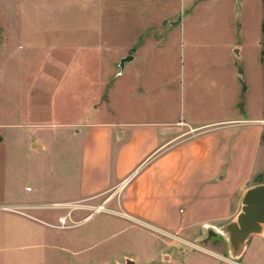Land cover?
Listing matches in <instances>:
<instances>
[{
    "label": "crops",
    "instance_id": "1",
    "mask_svg": "<svg viewBox=\"0 0 264 264\" xmlns=\"http://www.w3.org/2000/svg\"><path fill=\"white\" fill-rule=\"evenodd\" d=\"M13 2L14 42H19L17 40H21L22 36V42H28L32 29L36 34L53 33L61 42H110L113 31H118L124 37L130 28L143 30L144 24L170 20L178 22L179 19L180 36L185 40L186 29L190 25L192 28L207 27L221 12L235 19L234 8H216L219 0ZM229 2L232 6L233 1ZM19 21L24 22L25 28L16 34ZM29 22L35 27L29 29ZM9 25V33L4 40L7 42H3L0 56H7L11 62V23ZM192 38L197 40L198 35L194 33ZM188 43L192 51L189 61L191 68L187 70L185 55L182 56L181 51L185 47L183 44L181 47L176 45L178 54L167 58L168 69L174 74L167 87H164L165 83L161 86V79L154 76L160 62L154 60V56L145 60L143 69L136 68L137 84L145 80L148 88L145 90L143 84L142 91L136 93V119L97 121L100 115L97 111L95 121L74 128L73 138L80 139L79 158L68 159L65 153H60L59 156H63L57 162L60 173L56 168L50 169L51 173H57L53 176L56 184L42 182L37 184L35 190L26 187L24 191L17 182L16 164L7 144V130L17 125H11V113L8 111L11 105H2L8 110L0 113V208L6 207L10 211L0 209V264H32L35 255L40 252L52 261L50 264H94V255L80 258L87 250L81 249V245L90 237L95 238L100 234L112 237L118 233L128 236L126 242L135 239L137 243L138 240L139 248L133 253H123L121 258L115 260L104 258L98 264H124L126 259H132L135 264H264V235L252 236L236 263L229 259L228 243L212 231L198 243L213 236L218 240H210L200 248L190 247L191 242L204 237L205 225L221 228L232 222L241 212L246 192L264 185V181L258 177L264 172V112L255 114L243 108V113H240L237 106L240 95L237 66H231L229 61L225 70L223 63L218 66L208 56L196 57L194 53L199 51V43ZM136 60L137 57L133 56L130 62ZM260 60L259 87L264 97V64ZM130 62L126 63L124 72ZM3 75L5 77L0 70V84ZM187 82L188 88L190 84L192 103L201 102L198 94H202L206 110L211 114L196 120L191 115L194 104L189 116L185 108L184 113L182 111L181 116L174 120L158 117L156 112H152L157 110L155 104L177 97L183 83L182 94L185 96ZM155 89L162 92L151 101V93ZM230 92L236 95V113L232 116L223 115L224 110L228 109L225 97ZM149 100L152 107H146ZM1 101L0 106L4 103ZM212 110L217 115H213ZM26 123L22 126L39 129L48 126L42 122ZM176 127L179 129L175 133ZM26 132L30 135L25 148L28 155L43 151L49 153L41 137ZM188 132L193 136L180 139L181 134ZM32 192V195L27 194ZM105 194L110 195L102 205L106 209L114 204L107 210L114 221L103 226L100 234L95 231L63 234L61 231L76 228L59 229L56 225L64 215L51 216L43 212L41 205L50 198H70L71 201L52 204L71 205L96 200ZM11 208L41 214L57 221V224L25 212L31 217L26 216V219L21 217L25 215L11 214ZM87 217L83 222L90 219ZM42 224L59 231L47 230Z\"/></svg>",
    "mask_w": 264,
    "mask_h": 264
},
{
    "label": "rangeland",
    "instance_id": "2",
    "mask_svg": "<svg viewBox=\"0 0 264 264\" xmlns=\"http://www.w3.org/2000/svg\"><path fill=\"white\" fill-rule=\"evenodd\" d=\"M232 1L233 5L231 6L229 0H219L216 8H234V20L231 19V15L221 12L210 21L207 27L192 28V25L188 26L185 40L181 39L178 24L172 25L171 23L177 20H170L153 25L144 24L143 30L130 28L124 37L120 36L118 31H113L110 42H61L55 38L57 36H54L53 33L36 34L33 29L31 30L32 37L28 38V42H22L23 36L21 40H17L19 42H14V24L12 23L13 17H11L14 2L12 0L13 4H11V0H0V51L3 50V42H7L4 40L9 33L8 29L11 23V62L7 60V56L5 58L0 56V70L5 73L3 82L0 84V98L4 102L0 106V113L8 110L2 105L5 103L11 105V109L8 110L11 113V125L16 124L17 126L7 130V144L16 164L17 182L23 187V190L25 191L26 187L35 190L37 184L42 182L48 185L56 184L53 176L57 173H51L50 169L56 168L60 173L57 162L63 158V156H59L61 152L65 153L68 159L76 160L79 158L80 139L73 138L74 128H78L82 123L88 124L95 121L97 111L100 113L97 121L136 119L135 107L137 108L138 105L136 93L142 91L143 84L145 86V80L137 84L135 80L136 68L143 69L145 60L149 56H154V60L160 61L154 76L156 79H161L159 80L161 86L165 83L164 87H167L168 81L174 76L173 72L168 69L167 58L173 54H178L175 49L176 45L181 47L183 44L185 47L182 49L183 55H181L183 57L185 55L184 62L187 70L191 68L189 61L192 56L188 42L199 43V51L194 53L196 57L208 56L211 58L210 61L218 66L223 63L225 70L228 69L227 63L229 61L231 66H237L240 75L238 111L240 113H243L244 110L246 112L251 111L255 114L264 112V103H262L264 97L259 87L260 75L258 70L259 64H261L260 58L262 59L264 42L262 32L264 0ZM33 27H35L34 24L29 22L28 28ZM24 28V22L19 21L16 34L23 32ZM194 33L198 35L197 40L192 38ZM128 56H135L137 60L130 62L123 74L120 63L123 58ZM248 85L249 90L247 92ZM183 88L184 83L183 86L180 85L178 96L175 98L173 97L166 102L161 101L160 104L156 100L155 109L157 110L152 112H156L158 117L174 120L181 116L182 111L184 113L185 108H187L186 115L189 116L194 104L195 109L191 115L193 114L196 120H201L208 113L211 114L206 110L202 94H198L202 99L201 102L195 104L192 103V94L189 93L190 84L188 88L187 82L185 96L182 94ZM147 89L145 86V90ZM155 90L151 93V97H153L151 101L158 98L162 92V90H157V92ZM232 91L234 92V89ZM234 96L236 95L234 94ZM234 96L230 92L225 97V104H227L228 109L222 111L223 115L225 113L232 116L236 113ZM149 102L150 100L146 107H152ZM142 106L144 107L143 103ZM92 112L94 113L91 114ZM29 113L35 115L31 116ZM41 113L47 115H38ZM212 114L217 115V112L212 110ZM26 122H42L48 126L45 129L23 127L22 124H27ZM178 129L176 127L175 133L178 132ZM26 131L41 137L42 141L47 144L49 153L43 151L28 155L25 148L30 135ZM191 136H193L192 133H183L180 139ZM62 171L65 172L64 169ZM258 177L260 181H264V172ZM27 194L32 195L33 192ZM109 195L105 194L96 200L80 201L61 207L55 206L52 202L71 201V199L65 197L50 198L46 200V204L42 202L43 212L51 216L61 214L67 217L65 228L61 227L60 222L57 224V221L27 210L18 211L11 208V214L25 215L21 217L26 219L31 217L28 215H33L43 221L55 222L59 229L76 228L73 231H61L63 234H65L64 232L82 234L89 231L100 234L103 226L114 221V217L107 213V210L114 207V204L108 205L104 212L97 213L87 222H83L85 221L83 219L91 214L93 208L101 207ZM23 212L29 214L26 215ZM43 228L53 232L59 231L49 229L45 225ZM107 236L100 234L95 238L90 237L86 240L81 245V249L87 250L86 253L80 255V258L84 259L87 255H94L96 258L94 264H98L104 258L115 260L121 258L123 253H133L139 248L140 242L138 240L137 243L135 239L126 242L125 238L128 236L123 233L115 234L112 237ZM210 240L218 239L213 236L203 243L191 242L190 247H203ZM92 245L94 246L88 249ZM210 247L213 246L210 244ZM48 259L46 255L40 252L35 255V262L32 264L52 263Z\"/></svg>",
    "mask_w": 264,
    "mask_h": 264
},
{
    "label": "water",
    "instance_id": "3",
    "mask_svg": "<svg viewBox=\"0 0 264 264\" xmlns=\"http://www.w3.org/2000/svg\"><path fill=\"white\" fill-rule=\"evenodd\" d=\"M172 22V25L178 24ZM240 58V57H239ZM133 60V56L123 58L120 63L121 72L124 71L126 63ZM92 112L91 114H93ZM2 138L0 137V142ZM264 185H258L249 189L242 200V209L237 217L224 227L218 228L211 225L204 226V237L196 240L195 243L203 241L209 235V231L214 232L224 238L228 243L229 259L238 262L244 251L247 242L252 236L264 235ZM124 264H135L132 259H126Z\"/></svg>",
    "mask_w": 264,
    "mask_h": 264
},
{
    "label": "built area",
    "instance_id": "4",
    "mask_svg": "<svg viewBox=\"0 0 264 264\" xmlns=\"http://www.w3.org/2000/svg\"><path fill=\"white\" fill-rule=\"evenodd\" d=\"M62 205L66 206L67 204H55V206H57V207H61ZM98 208H102V209H101L100 211H97V208L93 209V211L91 212V214L88 215V217H87L86 219H89V218H91L93 215H95V214H97V213L104 212V211L106 210L105 207H104V205H102L101 207H98ZM2 209H3V210L10 211V209H9V208H6V207H2ZM69 215H70V214H69ZM59 222H60V224H61V227H62V228H65V227H66V222H67V217H66V216L61 217V218L59 219ZM61 227H60V228H61Z\"/></svg>",
    "mask_w": 264,
    "mask_h": 264
},
{
    "label": "trees",
    "instance_id": "5",
    "mask_svg": "<svg viewBox=\"0 0 264 264\" xmlns=\"http://www.w3.org/2000/svg\"><path fill=\"white\" fill-rule=\"evenodd\" d=\"M262 32H263V36H264V19H263V23H262ZM262 62L264 64V42H263V50H262Z\"/></svg>",
    "mask_w": 264,
    "mask_h": 264
},
{
    "label": "bare ground",
    "instance_id": "6",
    "mask_svg": "<svg viewBox=\"0 0 264 264\" xmlns=\"http://www.w3.org/2000/svg\"><path fill=\"white\" fill-rule=\"evenodd\" d=\"M102 208H98L97 211H100Z\"/></svg>",
    "mask_w": 264,
    "mask_h": 264
}]
</instances>
